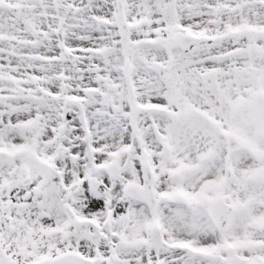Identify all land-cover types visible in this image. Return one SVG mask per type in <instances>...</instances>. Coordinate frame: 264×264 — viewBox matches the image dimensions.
I'll list each match as a JSON object with an SVG mask.
<instances>
[{
    "label": "snow or ice",
    "instance_id": "6c2138e0",
    "mask_svg": "<svg viewBox=\"0 0 264 264\" xmlns=\"http://www.w3.org/2000/svg\"><path fill=\"white\" fill-rule=\"evenodd\" d=\"M0 264H264V0H0Z\"/></svg>",
    "mask_w": 264,
    "mask_h": 264
}]
</instances>
